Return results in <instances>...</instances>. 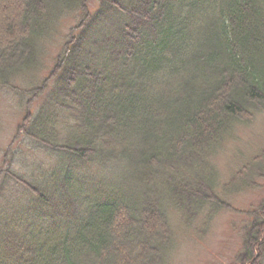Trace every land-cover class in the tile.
<instances>
[{"label":"trees","instance_id":"obj_1","mask_svg":"<svg viewBox=\"0 0 264 264\" xmlns=\"http://www.w3.org/2000/svg\"><path fill=\"white\" fill-rule=\"evenodd\" d=\"M90 1L0 2V83L38 65L58 22L79 15L24 125L55 163L29 181L8 163L15 151L3 156L0 264H165L170 211L190 226L222 208L212 155L264 109V0ZM257 177L264 149L223 189ZM258 211L241 264H264Z\"/></svg>","mask_w":264,"mask_h":264},{"label":"rangeland","instance_id":"obj_2","mask_svg":"<svg viewBox=\"0 0 264 264\" xmlns=\"http://www.w3.org/2000/svg\"><path fill=\"white\" fill-rule=\"evenodd\" d=\"M12 1L0 0L1 3L5 2L7 6L5 9H10ZM100 3V0H91L88 9L95 10ZM2 12L0 35L5 18L4 10ZM78 20L79 15L67 16L59 21L55 32L49 34L45 41L40 63L27 68L25 72H20L16 78L12 77L10 82L0 83V172L10 164L14 173L25 174L30 181L32 175L35 176L34 179L42 175L34 168L37 162L43 166L44 171L55 163V152L49 154L44 148H40L39 144L32 146L31 140L25 135L24 125L28 121L27 118L47 96L43 93L39 97H34L32 93L35 94L37 86H43L47 78H50L56 66L55 57L67 39L69 29L74 27ZM8 149L15 152H12L14 155L11 157L13 163L8 162L9 164L6 163L5 166L3 156ZM263 149L264 109L256 113L251 121L238 123L212 155L219 172L217 189L225 203L222 208L205 207L190 226L185 224L178 211H170L174 244L165 264H241L237 257L244 250L246 228L264 204V178H256L259 186H247L237 190L238 192L232 189L224 191L223 187L224 184L231 183L230 180L235 174L242 171L243 167ZM4 174L2 172L0 177L2 178ZM17 195L21 198L23 193L18 192ZM258 213L262 214L261 211ZM132 257L135 261L136 257L133 255Z\"/></svg>","mask_w":264,"mask_h":264}]
</instances>
